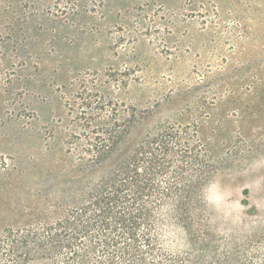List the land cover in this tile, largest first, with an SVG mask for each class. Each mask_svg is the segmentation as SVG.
Here are the masks:
<instances>
[{"label": "rangeland", "instance_id": "obj_1", "mask_svg": "<svg viewBox=\"0 0 264 264\" xmlns=\"http://www.w3.org/2000/svg\"><path fill=\"white\" fill-rule=\"evenodd\" d=\"M96 94L105 118L197 124L234 154L204 190V252L176 225L160 242L163 264H242L264 235V0H0V243L77 172L67 141Z\"/></svg>", "mask_w": 264, "mask_h": 264}, {"label": "trees", "instance_id": "obj_2", "mask_svg": "<svg viewBox=\"0 0 264 264\" xmlns=\"http://www.w3.org/2000/svg\"><path fill=\"white\" fill-rule=\"evenodd\" d=\"M96 97V117L76 114L67 141L77 172L52 186L46 215L4 230L0 264H163L169 260L160 232L175 225L201 253L208 246L204 190L219 172L239 165L234 154L217 156L197 124L149 126L133 107L123 117L112 108L105 118V102ZM242 256V264H264V235Z\"/></svg>", "mask_w": 264, "mask_h": 264}]
</instances>
